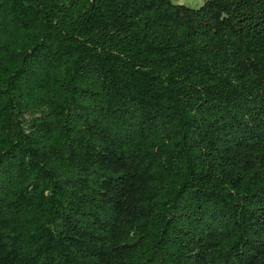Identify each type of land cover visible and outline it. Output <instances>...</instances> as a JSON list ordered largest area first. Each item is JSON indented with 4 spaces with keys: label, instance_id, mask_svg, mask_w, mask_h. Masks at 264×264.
<instances>
[{
    "label": "trees",
    "instance_id": "16d2710c",
    "mask_svg": "<svg viewBox=\"0 0 264 264\" xmlns=\"http://www.w3.org/2000/svg\"><path fill=\"white\" fill-rule=\"evenodd\" d=\"M0 264H264V0H0Z\"/></svg>",
    "mask_w": 264,
    "mask_h": 264
},
{
    "label": "rangeland",
    "instance_id": "374dc122",
    "mask_svg": "<svg viewBox=\"0 0 264 264\" xmlns=\"http://www.w3.org/2000/svg\"><path fill=\"white\" fill-rule=\"evenodd\" d=\"M175 4L186 5L189 7L197 8L203 4L205 0H172Z\"/></svg>",
    "mask_w": 264,
    "mask_h": 264
}]
</instances>
